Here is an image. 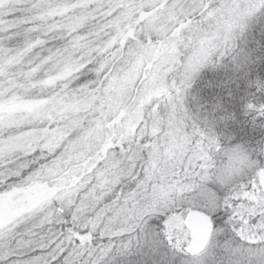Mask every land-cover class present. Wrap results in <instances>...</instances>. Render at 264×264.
<instances>
[{"label":"snow or ice","instance_id":"1","mask_svg":"<svg viewBox=\"0 0 264 264\" xmlns=\"http://www.w3.org/2000/svg\"><path fill=\"white\" fill-rule=\"evenodd\" d=\"M264 0H0V264H264V139L189 107ZM264 128V123L260 124Z\"/></svg>","mask_w":264,"mask_h":264},{"label":"trees","instance_id":"2","mask_svg":"<svg viewBox=\"0 0 264 264\" xmlns=\"http://www.w3.org/2000/svg\"><path fill=\"white\" fill-rule=\"evenodd\" d=\"M239 43L242 48L252 53L255 75L264 79V12L257 13L252 18L249 29ZM252 91L246 83L236 78L231 59L226 57L220 65L205 66L197 74L189 89V107L192 109L197 106L192 97L196 98L202 111L212 109L217 101L222 102L225 109L235 117L226 121L227 129L233 127L232 131L237 139H248L247 145L254 146L258 140L264 138V128L260 127L264 118L257 117L254 128L250 123L253 114L244 115V105L248 102L246 93ZM258 99L264 103V96H259Z\"/></svg>","mask_w":264,"mask_h":264},{"label":"rangeland","instance_id":"3","mask_svg":"<svg viewBox=\"0 0 264 264\" xmlns=\"http://www.w3.org/2000/svg\"><path fill=\"white\" fill-rule=\"evenodd\" d=\"M193 111H196V107L192 108ZM211 108H208V109H205V110H201L200 108V111L203 113V112H211ZM220 124V125H219ZM228 124V123H227ZM233 129V127H232ZM232 129L228 130L227 129V126H226V122L224 124L223 123H218L217 127H216V131H217V134L218 135H221V139L223 140V137H226V136H231L232 137V140L229 142V143H240L242 145H244L245 147H248V148H252V147H255V145H247V143L249 142L248 139H237L236 138V135L234 134V132L232 131ZM264 139V138H263Z\"/></svg>","mask_w":264,"mask_h":264}]
</instances>
